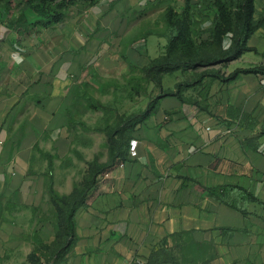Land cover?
<instances>
[{
	"label": "crops",
	"instance_id": "obj_1",
	"mask_svg": "<svg viewBox=\"0 0 264 264\" xmlns=\"http://www.w3.org/2000/svg\"><path fill=\"white\" fill-rule=\"evenodd\" d=\"M23 1L0 0V38L4 41L14 44L36 27L74 24L68 28L72 36L66 39L70 47L53 48L50 40V45L40 49L37 78L23 85L29 92L16 100L15 109L21 113L26 112V103L33 104L32 121L24 126L20 142L7 143V129L0 132V155L12 161L6 194L10 206L22 209L0 210V264H35L34 260L45 264L44 257L49 255L40 253L33 238L50 250V245L62 242L48 185L52 178L57 191L69 194L83 179L86 167L83 163L79 174L74 170L79 163L76 158L57 164L43 158L39 168L31 158L46 129L53 130L51 136L57 133L52 127L57 119L65 122L62 135L70 136L74 127H70L69 112L75 113L72 90L85 68L94 63L115 66L121 54L144 66L136 60V52L145 51L149 60L157 57L163 53L155 48L163 36L142 28L140 22L149 18L151 8L163 15L168 6L180 10L185 4V0H102L99 12L78 14L75 20L67 12L55 24L36 23L25 32L16 27L20 8L11 7ZM258 2L264 6V0H256V6ZM24 13L30 22L40 19L32 8ZM255 33L259 36L255 50L216 68L228 74L237 67L259 65L251 55L264 52V27ZM115 36L123 39L116 41ZM116 48L125 50L119 55ZM28 73L34 74V69ZM262 81L259 73H239L227 82L206 76L182 92L183 101L176 95L163 96L158 109L132 132L136 153L100 175L86 204L76 211L74 239L57 264H132L137 259L145 264L152 259L155 264H186L162 256L181 257L190 242L200 256L194 264L229 262L231 256L220 240L223 236L237 241L247 238L248 218L264 213ZM247 139H253L254 146ZM221 185L244 187L258 200L244 202L237 194L229 195L246 208L244 213L206 189ZM40 216L46 219L39 221Z\"/></svg>",
	"mask_w": 264,
	"mask_h": 264
},
{
	"label": "rangeland",
	"instance_id": "obj_2",
	"mask_svg": "<svg viewBox=\"0 0 264 264\" xmlns=\"http://www.w3.org/2000/svg\"><path fill=\"white\" fill-rule=\"evenodd\" d=\"M101 1L76 0L67 12L75 20L78 14L99 12L100 8L103 7L100 4ZM11 7L14 9L20 8L17 5ZM148 15L149 18L145 16L147 19L140 22L141 27L147 26L153 31L163 30L164 22L161 12L157 11L156 8H151V12ZM254 15L256 20L264 16V6L260 2L257 3ZM73 24L65 22L63 25L59 24L50 28H33L27 37L17 38L14 44L13 42H9V40L4 41V39L0 38V46H9V48H0V132L3 129H7V143H19L24 126L28 121H32V118H29L33 115L32 103H26L27 107L24 109L26 112L21 113L15 108L17 107L16 100L18 97L29 92V89L24 90L25 87L23 85L37 78L36 73L38 71H35V69L39 68L40 49L50 45V40L52 41L53 48L70 47L66 39L72 36L68 28ZM1 35L3 36L4 33H1ZM208 35V32L203 34L204 37ZM258 37V33H254L249 39L248 44L256 48L255 43ZM114 38L116 41L123 39L117 36ZM161 38L155 47L158 48L159 53L164 52L166 44V39ZM152 40L149 44L151 48H154L155 43ZM124 50L125 48H116L119 55ZM149 56L145 51L143 53L136 52L135 54L136 60L143 62V65L149 63ZM251 56H254L255 61L258 60L256 64L264 66V52L260 56ZM120 57L121 61L116 62L115 66H101L94 63L85 68L83 75L75 85L76 88L74 87L72 90V94L74 95L75 91H77L80 100L83 101L74 106L73 109L76 122H70V127H74L75 130L70 131V136L62 135L65 132H63L65 122L61 118L57 119L52 126L54 131L57 132L55 136L49 134L50 131H53L52 129H46L44 135L41 137L43 139L42 142L38 144V150H34L31 158L34 161L33 166L40 168V160L43 158L53 164H57L59 161H66L68 158L71 160L76 158L79 163L74 167V170L80 174V168L83 163L87 169V162L96 157L101 162L107 161L109 159V151L105 128L107 126H114L119 114L128 115L143 110L150 100L162 93L161 90H175L177 82L195 78V74L190 69L177 70L165 75L162 89L153 83H148L147 80L139 81L141 92L137 93L134 86L138 81L135 78L132 79V77L141 76L143 73L139 68L133 70L129 62L130 60L125 58L124 55L122 56L121 54ZM246 61L251 63L253 59H246ZM216 66L213 69H217L218 67L216 68ZM31 68L32 70L34 69V74L28 73ZM261 76L263 80L264 75L261 74ZM262 84L264 89L263 81ZM91 99L100 101L103 106L100 109L87 108V101ZM155 120L157 122L159 119ZM155 120L152 121L154 122ZM51 145H53V148L50 149ZM67 149L69 151L66 152ZM4 158H6L4 155H0V210L4 208L5 210H17L18 208L10 206V197L6 194L5 188L6 181L12 171V161L9 160L7 162ZM38 219L40 221V219L46 218L40 216ZM246 228H248L246 233L248 236L246 235L247 238L245 239L237 241L236 238L223 236L220 240L227 256H231V259L226 264H264V213L262 212L260 216L249 217ZM33 241L34 244L38 245V249L43 256L50 255V251L52 252V250L46 247V245L36 238H33ZM44 258L46 260L47 257ZM51 261L55 264V259L52 258Z\"/></svg>",
	"mask_w": 264,
	"mask_h": 264
},
{
	"label": "trees",
	"instance_id": "obj_3",
	"mask_svg": "<svg viewBox=\"0 0 264 264\" xmlns=\"http://www.w3.org/2000/svg\"><path fill=\"white\" fill-rule=\"evenodd\" d=\"M76 0H24L20 6V14L16 21V27L27 32L31 25L39 23L49 26L61 21L67 14L68 8ZM256 0H185L184 6L178 10L173 6H168L162 19L164 22L163 30H156L160 36L166 38L165 50L157 57L151 58L149 63L138 66L130 61L133 70L140 69L141 76L132 77L137 79L134 89L137 93L141 80H147L162 89L163 77L166 74L177 70H192L195 78L192 80L179 81L175 90H161L158 96L150 100L146 108L128 115L119 114L114 126H107L106 137L109 151L107 161H99L96 157L87 162V169L83 179L76 182L73 190L69 194H62L57 191L51 178L48 185V193L52 210L58 216L59 233L58 238L62 240L51 246L50 255L46 258L45 264H55L60 261L69 249L71 241L74 239L75 213L87 202L89 192L96 186L100 175L116 164L118 161H125L131 154L132 132L154 113L159 106L160 99L165 95H176L184 100L182 92L197 83L201 82L206 76L218 78L227 82L234 79L239 73H259L264 75L263 65L249 67H237L230 73L225 74L221 69H213L216 65H227L229 62L238 59L245 52L256 48L248 44L249 39L257 29L264 26V16L255 19ZM32 8L40 19L30 22L24 10ZM209 35L204 37L203 34ZM199 36V37H197ZM197 37V38H196ZM127 58L126 56H124ZM128 59V58H127ZM202 69V70H199ZM76 88V87H75ZM146 92V90H144ZM79 93H74V106L82 103ZM87 108L100 109L103 104L100 101L91 99L87 101ZM69 120L75 123L74 115L69 112ZM83 123V122H80ZM84 124V123H83ZM249 145L254 146L253 139L245 140ZM207 191L221 202L242 210L246 213V208L237 204L235 197L229 195L237 194L239 201H257L258 198L249 190L241 186H216L206 187ZM236 197V198H237ZM182 233L176 234L180 239ZM192 243V245H191ZM186 246V252L181 257L173 253H166L162 258L186 264H194L199 259V251L194 252L195 243L190 242ZM192 255L190 256V254ZM215 256L212 253L211 257ZM33 257V256H32ZM51 259V260H50ZM35 264H39L35 262ZM155 259L148 261L147 264H155ZM42 264V263H41Z\"/></svg>",
	"mask_w": 264,
	"mask_h": 264
},
{
	"label": "built area",
	"instance_id": "obj_4",
	"mask_svg": "<svg viewBox=\"0 0 264 264\" xmlns=\"http://www.w3.org/2000/svg\"><path fill=\"white\" fill-rule=\"evenodd\" d=\"M136 144H137V140L132 139L131 140V147H130L131 154H135L136 153ZM132 264H145V263H143V262H141L140 260L137 259Z\"/></svg>",
	"mask_w": 264,
	"mask_h": 264
}]
</instances>
